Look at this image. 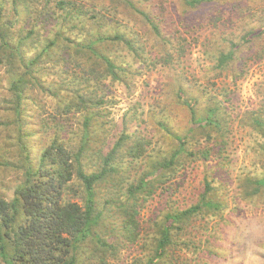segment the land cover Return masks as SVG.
Returning <instances> with one entry per match:
<instances>
[{"label":"rangeland","instance_id":"1","mask_svg":"<svg viewBox=\"0 0 264 264\" xmlns=\"http://www.w3.org/2000/svg\"><path fill=\"white\" fill-rule=\"evenodd\" d=\"M55 1L52 17L62 18L64 10L57 9ZM252 1L214 0L222 10L219 24L212 25L207 4L64 0L69 10L77 6L83 14H96L93 25L84 31L90 32L92 40L114 33L129 40L96 42L98 50L119 66L114 77L99 57L91 55L88 61L72 57L64 37H75L77 31L70 28L73 21L63 27L64 36L56 34L55 19L51 26L39 23L28 52L41 54L36 81L29 84V100L23 101L19 124L9 126L15 123V114L9 110L6 66H0V198L10 199L21 182L25 151L36 166L52 141L75 151L87 128L89 150L82 160L89 163L88 170H98L109 153L116 158V170L95 184L100 218L92 230L110 246L88 240L75 264H144L156 248L166 214L198 203L206 183L210 187L206 198L220 207L203 208L174 222L159 264H264V185L258 182L264 179V58L257 59L264 55V38L246 40L237 55L242 56L246 47L247 56L236 57L222 72L215 69L211 53L216 42L221 48L223 34L235 36L232 33L237 34L249 20L244 18L246 13L236 11L259 12ZM137 9L150 15L159 36ZM54 38L60 44L50 48L46 39ZM182 44L183 50L178 51ZM44 47L48 51L43 52ZM75 95L101 103L84 110L71 100ZM191 97L198 98L193 103L195 116L204 117L207 110L215 109L219 111L213 116L216 121L193 128L185 104ZM89 115L91 121L84 128ZM2 121L10 122L1 125ZM164 127L186 141L185 150L170 166L162 162L178 149V143ZM140 180L147 184L129 200L133 204L127 203V187ZM130 209L138 211L134 242L121 229Z\"/></svg>","mask_w":264,"mask_h":264},{"label":"trees","instance_id":"2","mask_svg":"<svg viewBox=\"0 0 264 264\" xmlns=\"http://www.w3.org/2000/svg\"><path fill=\"white\" fill-rule=\"evenodd\" d=\"M213 1L183 0L184 4L189 7L207 4L212 25H218V12L222 9L214 5ZM251 1L246 0V2ZM6 2L7 5H5ZM252 2L258 5L259 12L257 14L247 13L241 9L236 11L238 15L246 13L244 18L249 20H246L247 23L242 25L237 34L232 33L235 36L227 37L226 35L225 37L223 34L220 40L221 48L219 49L218 42H216L211 50L212 59L216 61L215 69L219 72L225 70L229 62L233 63L236 57L241 59L247 56L246 47L243 49L242 56L237 55L240 50L239 47L246 40L251 39L253 41L254 39H261V37L264 38V0H253ZM55 6L59 10H64L62 18L52 17L55 10L54 0H0V66H6V73L8 74L6 90L11 98L9 110L15 114L12 115V121L15 123L2 121L1 125L19 124L23 101L29 100L27 90L29 84L36 81L34 72L38 68L41 54L30 56L28 52H30L31 43L36 41L34 33L35 27L39 23H42L43 27L49 23L51 26L53 19H55L54 25L58 26L56 34L64 36L63 27L73 21L70 28L77 31L75 37L70 38L69 35L64 37L66 41H69L66 47L74 52L72 57L79 56L81 57L80 60L86 59L88 61L89 57L94 55L99 57L100 62L108 71L117 72L119 68L101 51V48L100 51L98 50L96 44L98 42L102 44L109 38L121 40L127 39L126 37L114 33L107 37L101 35L100 38L97 37L92 40L90 32L84 33V31L86 26H91L95 22V13L87 14L84 12L83 14L77 6H73V10H69L64 0H56ZM126 6L132 8L128 2H126ZM240 6L243 5L240 4ZM137 11L159 36L160 29L152 21L150 15L144 10L137 9ZM233 13L231 12V15L234 17ZM15 30L21 33H15ZM46 40L49 41L50 48L60 44L58 38ZM124 41L129 45V41ZM183 47L184 44L177 50L182 51ZM46 51H48V47L43 48V52ZM70 55L72 54L70 53ZM263 58L264 55L261 53L257 57V59ZM157 60L156 57L153 62L154 65ZM245 71H241L238 76L240 77ZM112 75L116 77L114 73ZM71 100H74L84 110L91 106L96 107L101 103L99 100L91 97L86 98L82 95H75ZM195 102H198L197 97H191L190 101H185L191 114L193 128L211 120L216 121L213 116L217 115L219 111L217 112L215 109L213 112L211 109L207 110L204 117L195 116L196 111L193 107ZM65 104L68 105L69 103L66 102ZM91 118V115L87 117L83 124L84 128L91 121ZM260 121L256 123L260 125ZM262 122L264 123V121ZM164 130L171 134L178 143V149L162 162L164 166H170L176 156L185 150L186 141L183 135L172 132L167 127H164ZM89 136V131L85 128L81 144L75 151L70 147H64L61 141H52L41 152L36 166L24 150L25 154L20 165L21 168H24L21 182L15 186L10 199L0 198V264H75L80 247L88 240L95 239L100 245L110 246V244L104 243L92 230L100 218V214L96 212L95 184L111 171L116 170V158L113 152L109 153L102 160L98 170L89 171V163L84 164L82 160L85 150H89L87 145ZM258 182L264 185V179H260ZM146 184L147 180H140L136 185H129L126 190V202L133 204L129 200L134 199L135 195ZM209 188V183H206L205 191L198 203L186 209L166 214L156 248L152 254L147 256L144 264H159L163 250L169 244L170 227L174 222H182L183 219L197 214L203 208L218 209L220 207L218 202L206 198ZM73 198H77V200H73ZM127 203H125V207L129 205ZM136 212L138 211L136 210ZM136 212H132L131 209L127 210L121 225V229L130 242H134L137 238Z\"/></svg>","mask_w":264,"mask_h":264}]
</instances>
